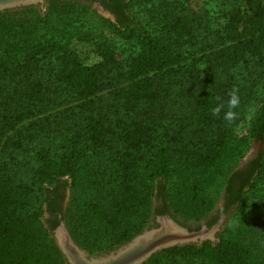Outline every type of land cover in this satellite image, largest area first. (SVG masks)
<instances>
[{
	"label": "trees",
	"instance_id": "obj_1",
	"mask_svg": "<svg viewBox=\"0 0 264 264\" xmlns=\"http://www.w3.org/2000/svg\"><path fill=\"white\" fill-rule=\"evenodd\" d=\"M147 1L104 0L115 19L100 18L138 49L125 66L107 40L70 28L68 10L76 0H60L66 9L62 27L50 37L37 23L51 25V12L16 20L0 11V264H67L42 220L46 203L29 210L35 191L16 150L44 134L60 136L63 148L56 155L47 146L36 148L39 190L48 202V192L70 179L71 208L63 219L90 253L108 252L142 232L156 188L168 211L177 171L186 173L183 201L206 203L196 185L228 154L232 127L253 86L246 71L256 67L260 81L264 76V0H225L228 9L208 11L205 19L175 12L162 1L146 21L135 18L132 9ZM110 88L111 101L105 102L101 92ZM233 88L241 106L238 119L227 125L211 108L226 103ZM172 103L180 113L170 114ZM249 132L260 150L228 178L226 208L264 181V99ZM156 262L264 264V187L261 208L238 235L224 230L215 243L168 247L143 264Z\"/></svg>",
	"mask_w": 264,
	"mask_h": 264
},
{
	"label": "rangeland",
	"instance_id": "obj_2",
	"mask_svg": "<svg viewBox=\"0 0 264 264\" xmlns=\"http://www.w3.org/2000/svg\"><path fill=\"white\" fill-rule=\"evenodd\" d=\"M76 1H80L81 5L76 2L68 10L69 14L73 17L72 25H69L70 28L79 29L86 32L91 31L93 34H98L99 38L107 40L118 51L120 65L125 66L129 59L137 53L138 49L135 44L131 41L123 40L112 33L109 27L100 18V16L109 17L110 15L107 13L108 11L104 9L99 0ZM162 1L166 2L164 7H168L175 12L184 11L185 13H194L204 19L206 18V12L209 11L210 14L215 13L217 15L218 12L228 9L230 4V2L228 3L225 0H148L143 4H138L132 9L134 17L141 20L142 16H144L146 21V18L150 17L151 12L155 10L158 11V3H161ZM60 4V0H47L44 4V8H42L40 5H30L6 10L12 12L16 20L25 18L35 19L37 18V15H40L41 13L46 14L51 12L53 17V22L51 25L46 28L41 26L39 22L37 23V25L40 26V31L45 30V33L48 35V37H50L54 32V28H58L59 30V28L62 27V24L59 22L60 16L62 12H66V9L63 8L65 7L63 4V7L60 6ZM162 7L163 6H160L159 9H162ZM57 36H59V34ZM246 75L247 79L253 82V86L251 85L252 87L249 86V88H247L245 98L242 102V117L239 118L232 127V133L229 139L228 154L225 159L217 164V166L211 172L206 174V181L202 182V185H196L197 192L206 196V203H203V200H198L196 203H194V205H188L183 201L181 195L182 187L180 186L186 175V173L183 171H177L175 173L167 193L169 196L167 197L169 206L168 214L189 228H195L200 224H204L206 220L217 217L219 214L222 215L226 212L227 216L221 231H219L217 234L218 237L224 230H226L229 234L238 235L240 233L241 224L246 222L250 215H253L261 208L262 188L264 187V181H260L257 191L255 190L246 193L243 196V199L237 202L236 205L232 206V208L228 210H226L227 208L225 209V189L228 178L234 171L244 170L247 167L249 161L255 157L260 150V142L257 139L250 138L249 129L257 109L261 101L264 99V76H262V80L260 81V75L256 67H249L246 71ZM111 89L112 88L101 92V94H103L102 98L105 100V102L111 101L108 98L109 94L106 93L111 92ZM111 95L114 96L113 94ZM250 105L254 106L256 109L255 114L252 115L251 118H249V114L247 112V109ZM61 107L62 106L56 105L54 108L55 110H62ZM181 110L182 109L177 107L175 103L169 105V112L172 115L180 113ZM48 114L49 111L38 115L35 117V119H43V117ZM26 123L27 121L25 124ZM26 126L27 125H25V127ZM60 139V136L54 137L53 135L50 136L44 134L37 140H30L21 149H16L18 150L17 155L20 158L26 160L27 163L26 170L28 171L23 176L28 182L32 184L35 191L29 210H35L40 205L46 203L42 220L51 237H53V229L59 224V218L55 217V215L52 216L53 214L50 213L49 207L47 205L48 202H45L44 195L39 190V184L34 175V154L36 148L41 145L51 148L52 154H59L63 148L62 144L59 143ZM48 193L50 197L56 196L59 198L62 208L61 214L63 218L66 211L71 208L72 193L70 189V179L63 178L56 190L54 192L51 191ZM165 203L166 202L163 199V192L156 188L152 199V205L150 207V213L144 229L154 226L158 208L162 204H164L165 207ZM192 212H198V215H194ZM64 220L67 224L66 219ZM123 244L116 245V247L112 250L118 249ZM108 252L89 253L90 255L98 256ZM154 264H158V262Z\"/></svg>",
	"mask_w": 264,
	"mask_h": 264
},
{
	"label": "water",
	"instance_id": "obj_3",
	"mask_svg": "<svg viewBox=\"0 0 264 264\" xmlns=\"http://www.w3.org/2000/svg\"><path fill=\"white\" fill-rule=\"evenodd\" d=\"M46 1L0 0V11L30 5H40L44 8ZM107 13L111 19L115 18L111 13ZM226 216L225 212L213 225L204 224L200 229L191 230L170 214H160L156 217V226L144 229L118 249L98 256L90 255L74 240L61 213H58L59 224L53 229L52 236L67 264H141L155 252L168 247L201 244L207 240L214 243L219 241L217 234L221 231Z\"/></svg>",
	"mask_w": 264,
	"mask_h": 264
},
{
	"label": "clouds",
	"instance_id": "obj_4",
	"mask_svg": "<svg viewBox=\"0 0 264 264\" xmlns=\"http://www.w3.org/2000/svg\"><path fill=\"white\" fill-rule=\"evenodd\" d=\"M219 100L220 98L217 97ZM241 106V99L238 92V89L233 88L228 92V99L225 102L221 101L220 103L216 104L214 107L211 108V113L215 117L222 118L223 121L226 122L227 125H231L238 119V112L236 109L240 108ZM255 107L250 105L247 109L249 114V118L255 114ZM222 114V116H221Z\"/></svg>",
	"mask_w": 264,
	"mask_h": 264
},
{
	"label": "flooded vegetation",
	"instance_id": "obj_5",
	"mask_svg": "<svg viewBox=\"0 0 264 264\" xmlns=\"http://www.w3.org/2000/svg\"><path fill=\"white\" fill-rule=\"evenodd\" d=\"M99 1H100V3L103 5V7H104V9H105L106 11H108V12L111 13L112 15H115L114 12H112L110 9H108V8L106 7V5H105V3H104V0H99ZM49 203H52V205L54 206L53 208H55V209H52V208L49 206V211H50V213L53 214L52 216L55 215V217L58 218V213H61V209H62V208H61V203H60L59 198L56 197V196H52V197H50L49 200H48V204H49ZM226 204H227V197L225 196V208H226ZM49 205H51V204H49ZM231 206H232V205L228 206L226 210H228ZM165 213H168V211H165L164 204H162V205L158 208V211H157V213H156V217H157L158 215H160V214H165ZM220 215H221V214H219L217 217H213V218H210V219L206 220L204 224L207 225V226H211V225H213L214 223H216V222L219 220ZM156 217H155V221H154V222H155V223H154V226L157 225ZM204 224H200V225H198V226L195 227V228L190 227L189 229H191V230H197V229H200V228L202 227V225H204Z\"/></svg>",
	"mask_w": 264,
	"mask_h": 264
}]
</instances>
